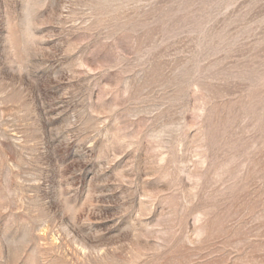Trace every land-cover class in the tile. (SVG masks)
Listing matches in <instances>:
<instances>
[{
  "label": "rangeland",
  "instance_id": "374dc122",
  "mask_svg": "<svg viewBox=\"0 0 264 264\" xmlns=\"http://www.w3.org/2000/svg\"><path fill=\"white\" fill-rule=\"evenodd\" d=\"M0 264H264V0H0Z\"/></svg>",
  "mask_w": 264,
  "mask_h": 264
}]
</instances>
